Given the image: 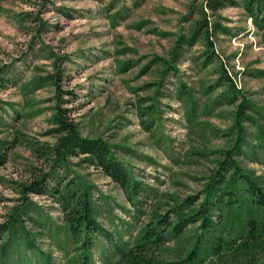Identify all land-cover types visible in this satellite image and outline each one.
I'll return each instance as SVG.
<instances>
[{"label":"rangeland","instance_id":"374dc122","mask_svg":"<svg viewBox=\"0 0 264 264\" xmlns=\"http://www.w3.org/2000/svg\"><path fill=\"white\" fill-rule=\"evenodd\" d=\"M204 19L211 47L203 33L191 37ZM58 69L57 88L47 77ZM0 85V224L20 203L21 186L49 171L36 148L55 144L57 106L83 138L108 143L142 184L140 216L83 157L57 170L89 188L98 223L124 240L150 213L201 198L238 140L236 113L246 102L245 144L236 159L264 187V150L257 144L260 135L264 142V10L250 13L247 0L215 10L207 0H0ZM29 199L32 215H43L52 235L62 232L58 204ZM32 225L26 223L38 247L64 264L51 236ZM196 228L167 243L163 257L182 255ZM102 253L115 261L111 244L97 237L96 264Z\"/></svg>","mask_w":264,"mask_h":264},{"label":"trees","instance_id":"16d2710c","mask_svg":"<svg viewBox=\"0 0 264 264\" xmlns=\"http://www.w3.org/2000/svg\"><path fill=\"white\" fill-rule=\"evenodd\" d=\"M227 1L207 0V6L215 10ZM247 7L250 13L256 14L261 8L264 10V0H247ZM208 31V23L204 19L195 27L191 37L203 33L211 47ZM213 54L208 48V62ZM59 72L58 69L55 78L47 77L57 88ZM248 108L247 102L239 106L235 124L238 140L233 149L224 151L201 198L188 197L174 202L173 206L166 205L164 212L150 213L149 219L134 236L124 240L98 223L89 188L62 175L57 176V170L65 169L71 159L83 157L82 162L99 169L121 189L134 214L140 216L145 214L142 184L116 159L108 143L102 139L83 138L78 126L67 121L64 110L57 106L53 122L57 126L54 132L58 138L54 145L36 148L39 155L50 162L49 171L21 186L20 203L11 208L5 223L0 224V264H54L52 255L45 254L38 247L32 231L26 226L27 222L33 227L43 228L51 236L65 254L64 264H96L91 249L97 237L111 244L116 257L113 262L102 253L101 264H264V187L245 172L236 159L245 144L242 123L249 119L246 116ZM258 138V147L264 150L261 135ZM3 148L0 143V162ZM29 195L51 197L58 204L62 232L56 230L52 235L43 215H32L35 206ZM193 226L197 228L192 244L182 255L167 261L163 257L166 244ZM69 247H72L71 255Z\"/></svg>","mask_w":264,"mask_h":264}]
</instances>
